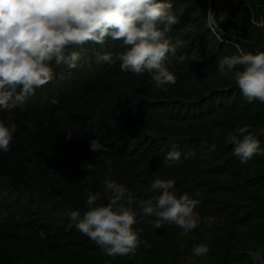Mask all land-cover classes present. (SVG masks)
I'll list each match as a JSON object with an SVG mask.
<instances>
[{"label": "trees", "instance_id": "obj_1", "mask_svg": "<svg viewBox=\"0 0 264 264\" xmlns=\"http://www.w3.org/2000/svg\"><path fill=\"white\" fill-rule=\"evenodd\" d=\"M172 3L178 23L167 38L176 55L167 64L177 83L166 91L147 73L99 61L123 51L108 39L83 45L76 68L54 69L23 110L0 113L17 125L10 150L0 152V264H185L198 244L212 264H260L252 253L264 257V108L217 69L226 56L264 51V0ZM245 125L260 158L241 165L226 138ZM172 149L181 160L166 165ZM156 178L199 200L203 219L225 218V230L207 238L198 226L154 229L147 217L134 225L143 229L135 255L110 257L68 215L82 216L88 193H103L105 180L135 202L158 195L149 191Z\"/></svg>", "mask_w": 264, "mask_h": 264}, {"label": "clouds", "instance_id": "obj_2", "mask_svg": "<svg viewBox=\"0 0 264 264\" xmlns=\"http://www.w3.org/2000/svg\"><path fill=\"white\" fill-rule=\"evenodd\" d=\"M172 9V0H0V113L23 110L35 91L54 79V69L76 68L83 45H103L108 39L120 41L123 51L105 52L97 57L99 61H119L123 72L147 73L155 88L166 91L177 83L167 64L176 55L167 38L178 23ZM217 70L234 79L249 103L264 108V51L226 56ZM16 132L14 122L0 119V152L10 150ZM226 139L234 145L233 154L241 165L260 158L247 125L237 127ZM181 155L172 149L164 164L178 163ZM174 184L173 179L156 178L149 191L158 195L134 202L125 186L105 180L103 193H88L82 216L78 210L68 215L105 255H135L143 243V229L134 225L144 218H152L148 222L154 229L175 224L188 233L198 226L194 210L199 200L177 195ZM105 199L107 203H100ZM208 251L206 244H198L192 255L201 257Z\"/></svg>", "mask_w": 264, "mask_h": 264}, {"label": "rangeland", "instance_id": "obj_3", "mask_svg": "<svg viewBox=\"0 0 264 264\" xmlns=\"http://www.w3.org/2000/svg\"><path fill=\"white\" fill-rule=\"evenodd\" d=\"M227 17L228 16L226 14L222 15L223 20H226ZM90 144L94 149H97L100 147L99 144L94 142V141H91ZM196 216L198 219V227L201 228V230L204 232V234L207 238H212L217 233L223 232L225 230V228L227 227V220L225 218H206V219H203L198 214H196ZM252 256L256 262H258L260 264H264V257L262 254H260L258 252H253ZM185 264H212V262L203 256H201V257L193 256V257L189 258Z\"/></svg>", "mask_w": 264, "mask_h": 264}, {"label": "built area", "instance_id": "obj_4", "mask_svg": "<svg viewBox=\"0 0 264 264\" xmlns=\"http://www.w3.org/2000/svg\"><path fill=\"white\" fill-rule=\"evenodd\" d=\"M212 24V22L210 21V25ZM213 27V26H212Z\"/></svg>", "mask_w": 264, "mask_h": 264}]
</instances>
